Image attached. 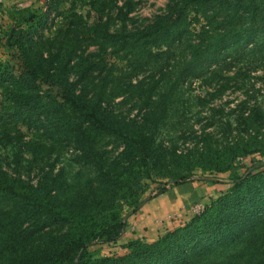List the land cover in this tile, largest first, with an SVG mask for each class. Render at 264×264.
<instances>
[{"label": "trees", "instance_id": "obj_1", "mask_svg": "<svg viewBox=\"0 0 264 264\" xmlns=\"http://www.w3.org/2000/svg\"><path fill=\"white\" fill-rule=\"evenodd\" d=\"M169 1L138 29L129 25L140 0H47L45 11H4L2 35L22 69L0 63V149L11 148L19 173L0 169V264H264V108L248 98L201 131L172 124L190 111L186 86L207 80L230 54L264 49V0ZM177 123L181 134L166 146L163 129ZM215 123L221 136L207 131ZM65 148L74 149L76 171L55 173L53 164L36 184L20 177L25 155L32 168ZM245 161V173L200 213L163 223L153 240L124 238L121 204L138 212L149 182L161 195L197 171L227 174ZM121 243V256L91 251Z\"/></svg>", "mask_w": 264, "mask_h": 264}, {"label": "rangeland", "instance_id": "obj_2", "mask_svg": "<svg viewBox=\"0 0 264 264\" xmlns=\"http://www.w3.org/2000/svg\"><path fill=\"white\" fill-rule=\"evenodd\" d=\"M46 4L47 0H0V63L12 69L16 74L20 73L22 66L19 61L18 52L15 49L9 48L7 46V42L2 35L4 30L9 25L8 17L7 15H5L4 11L6 10V8H10L12 6H17L19 8L34 6L35 8H42L45 11ZM169 4V0H140L138 9L134 14H132L134 22L129 25V28H143L146 25L152 23L156 17L164 14L167 11ZM86 11L87 10H84V13H86ZM53 16L54 15H51L52 18H54ZM203 24L204 23L200 25H194L192 27L193 31L199 32ZM45 33L47 35H50V32ZM258 36V44L263 46V27L259 29ZM262 49L263 48L260 47L253 49V46L251 45L248 46L245 51H242L236 55L230 54L224 62L218 65L215 69H211L206 73L205 79L207 78V80H196L191 85L186 86V93H182V100H186L188 102V105L190 102V111L186 113L187 110H185L184 114H186L187 117H184L181 113H176L175 115H173L172 124L181 122L183 123V126L185 128L189 126L194 131H201V129L206 126L207 121L209 120L208 118H215L214 120L217 122H219L220 119L221 121L228 120L230 118V112L232 110H235L236 108H239L242 102H244L248 98H250L248 100L250 101V104L258 103L264 108V49ZM94 50V48H91L90 52H93ZM118 65L124 66V64L122 63H119ZM215 72L217 74L216 76L214 75ZM230 77L235 78V80L230 83L231 87L224 93H222L221 96L213 98V94H217V89L227 82L226 78ZM142 78V76H140L139 78H135L134 82L141 80ZM210 83L212 84L209 85ZM44 88L49 89L47 86H45ZM54 93L57 94L58 90L55 89ZM120 100L121 99H118L117 101ZM202 100H204L206 103L204 102L202 104ZM174 105L184 107L180 98L175 99ZM130 107L131 106L124 107L123 110L127 111ZM221 109L223 110L222 117L217 114L215 115L214 110ZM137 113L138 110L136 109L132 112L133 115ZM180 127L182 128V125H178V123L174 128L172 126L165 127L163 129V133L161 134L160 140L165 139V145L170 146V139L177 140V138L181 134ZM220 129V123H215L214 127H212L211 129H207V131L219 132V135L221 136L223 132ZM23 131L28 135L26 139L29 140L31 138L30 133L26 129H24ZM179 145L183 150L191 147V145L189 146V143L180 142ZM75 156L76 154L73 148H65L59 156L57 154H54L50 159H44L41 162H35L34 164H32V168H29V163L33 161V158L30 155H25V161H23L22 164L24 168L22 167L19 170L21 173L20 177L26 181L29 180L31 183L36 184L39 180L42 179L46 172L51 169V165L53 164H55V173L61 171L62 169H65L67 171H76L78 167L74 164ZM242 163H240V165L236 167L234 171L227 174H214L197 171L194 178L191 179L192 181H189L187 183L195 182L194 180H196L199 183V186L206 187L208 192L211 193L210 195H212V198H209L210 202L211 200H214L219 196L221 190L224 188L225 183L245 173L246 168H248L250 164L248 161H245L244 165H241ZM27 168H29L30 170L28 171ZM0 169L9 172L13 176L19 175L13 163V152L11 148L0 149ZM155 187V185H152V183L149 182L147 190L142 196L141 201L144 202L147 200H151L155 196H158V189H156ZM166 187L170 191L177 186H173V184H170ZM196 207H198L197 204L192 205V209H195ZM192 209L189 211V213L193 212ZM120 213L122 218H124V221L126 222L127 228L129 217H131V215L133 214H136L137 212L133 213L132 209L129 208L128 205L122 203ZM180 218L178 216L174 217V219L179 220L178 223L184 221ZM130 228L131 232L129 234H134L135 236V234L137 233L133 231L134 227L131 226ZM124 238H126V236H124ZM123 244L121 243L112 246H94L91 248V251L93 252L95 258L121 256L126 253Z\"/></svg>", "mask_w": 264, "mask_h": 264}, {"label": "crops", "instance_id": "obj_3", "mask_svg": "<svg viewBox=\"0 0 264 264\" xmlns=\"http://www.w3.org/2000/svg\"><path fill=\"white\" fill-rule=\"evenodd\" d=\"M210 194L206 187L199 186V183L195 181L177 186L165 194L144 201L140 210L129 217L127 232L125 231L124 236L126 238L132 236L146 237L153 240L163 223L168 222L175 216L182 219L184 216L189 215L192 205L197 204V206L204 208L208 204L209 198H212ZM131 226L134 227L133 231L137 233L135 236L129 234Z\"/></svg>", "mask_w": 264, "mask_h": 264}, {"label": "built area", "instance_id": "obj_4", "mask_svg": "<svg viewBox=\"0 0 264 264\" xmlns=\"http://www.w3.org/2000/svg\"><path fill=\"white\" fill-rule=\"evenodd\" d=\"M54 17V16H53ZM201 210H202V208L201 207H196L195 209H193L192 211H193V213H200L201 212Z\"/></svg>", "mask_w": 264, "mask_h": 264}]
</instances>
